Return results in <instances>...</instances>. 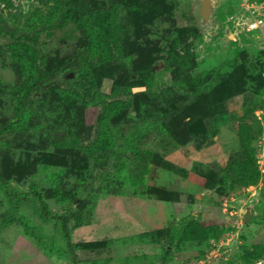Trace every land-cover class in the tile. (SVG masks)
I'll return each mask as SVG.
<instances>
[{"label": "rangeland", "instance_id": "rangeland-1", "mask_svg": "<svg viewBox=\"0 0 264 264\" xmlns=\"http://www.w3.org/2000/svg\"><path fill=\"white\" fill-rule=\"evenodd\" d=\"M212 2L0 0V264H72L35 187L79 264H264V0Z\"/></svg>", "mask_w": 264, "mask_h": 264}, {"label": "trees", "instance_id": "trees-1", "mask_svg": "<svg viewBox=\"0 0 264 264\" xmlns=\"http://www.w3.org/2000/svg\"><path fill=\"white\" fill-rule=\"evenodd\" d=\"M73 19V14L71 11H67L63 18L62 22H68L69 20ZM252 138V137H251ZM249 135L247 134L246 130L241 129L240 132V159L232 158V162L234 164L239 163V165L243 169L244 175V184H251L257 182L259 179V169L257 166V161L255 158V149L250 142ZM15 196V200H13V206L18 207L19 202L23 200H30L31 197L34 198V201H37L39 207V216L44 219L45 221H53L55 224L61 227V230L64 234V237L71 248L72 252V264H79V260L75 251V243L72 239V234L70 230V225L73 220H77L80 222L85 221V212L76 208H69L65 212H55L49 205L46 197L44 196L43 192L38 190L36 187L32 188L31 191L23 192L22 194L15 193L13 194L12 198ZM23 198V200H22Z\"/></svg>", "mask_w": 264, "mask_h": 264}, {"label": "water", "instance_id": "water-1", "mask_svg": "<svg viewBox=\"0 0 264 264\" xmlns=\"http://www.w3.org/2000/svg\"><path fill=\"white\" fill-rule=\"evenodd\" d=\"M212 0H202V15L209 18L212 10Z\"/></svg>", "mask_w": 264, "mask_h": 264}]
</instances>
